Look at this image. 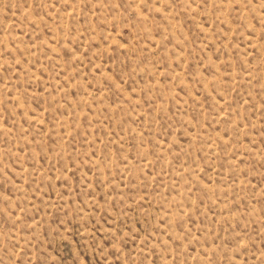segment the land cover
<instances>
[{
	"label": "rangeland",
	"instance_id": "374dc122",
	"mask_svg": "<svg viewBox=\"0 0 264 264\" xmlns=\"http://www.w3.org/2000/svg\"><path fill=\"white\" fill-rule=\"evenodd\" d=\"M0 264H264V0H0Z\"/></svg>",
	"mask_w": 264,
	"mask_h": 264
}]
</instances>
